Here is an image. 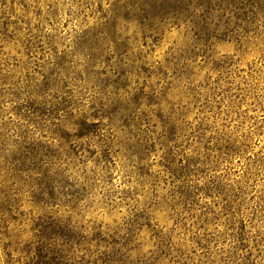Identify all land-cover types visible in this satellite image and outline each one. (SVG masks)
Here are the masks:
<instances>
[{
    "label": "clouds",
    "instance_id": "9594fccd",
    "mask_svg": "<svg viewBox=\"0 0 264 264\" xmlns=\"http://www.w3.org/2000/svg\"><path fill=\"white\" fill-rule=\"evenodd\" d=\"M0 264H264V0H0Z\"/></svg>",
    "mask_w": 264,
    "mask_h": 264
}]
</instances>
